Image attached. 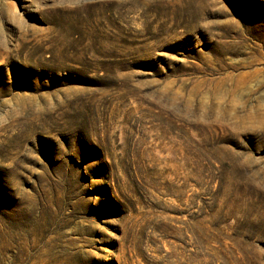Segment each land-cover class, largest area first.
Instances as JSON below:
<instances>
[{
    "label": "rangeland",
    "instance_id": "rangeland-1",
    "mask_svg": "<svg viewBox=\"0 0 264 264\" xmlns=\"http://www.w3.org/2000/svg\"><path fill=\"white\" fill-rule=\"evenodd\" d=\"M0 264H264V0H0Z\"/></svg>",
    "mask_w": 264,
    "mask_h": 264
},
{
    "label": "bare ground",
    "instance_id": "bare-ground-1",
    "mask_svg": "<svg viewBox=\"0 0 264 264\" xmlns=\"http://www.w3.org/2000/svg\"><path fill=\"white\" fill-rule=\"evenodd\" d=\"M24 48H25V49H27V47H26V46H25ZM24 48H23V50H24ZM19 53H22V52H21V51H19ZM13 65H14V64H13ZM17 67H18V66H17ZM17 70H18V69H17ZM14 83H15V82H14Z\"/></svg>",
    "mask_w": 264,
    "mask_h": 264
}]
</instances>
